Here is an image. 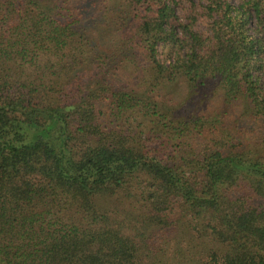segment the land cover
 <instances>
[{"label":"trees","instance_id":"16d2710c","mask_svg":"<svg viewBox=\"0 0 264 264\" xmlns=\"http://www.w3.org/2000/svg\"><path fill=\"white\" fill-rule=\"evenodd\" d=\"M115 1L0 0V264H264V0Z\"/></svg>","mask_w":264,"mask_h":264},{"label":"rangeland","instance_id":"374dc122","mask_svg":"<svg viewBox=\"0 0 264 264\" xmlns=\"http://www.w3.org/2000/svg\"><path fill=\"white\" fill-rule=\"evenodd\" d=\"M72 2L78 5V8L81 10V12H87L88 10H90V12L95 13L94 18H92V22L97 33L100 34L104 31H108L113 36H115V38L118 36L116 35V30L120 28L122 21L117 19V16L112 10L118 7L115 0H72ZM201 29H203V27H201ZM207 95L209 98L206 103H204L206 100V98L204 97L206 96V94L204 92H199L190 96H184V99L186 100V106L184 107V109L186 111L198 113V109L201 108L200 112L202 114L205 113L206 115H209L214 114L211 113L212 108L221 106V114L224 116V118L222 121V126L220 127L225 128L228 126L229 129L233 128L234 130H236L238 126H262L259 123L247 125L243 122L242 124L240 119L243 115L242 111H240L239 108L226 104L224 102L223 96L218 94L214 90L210 89ZM216 112H218V109L216 110ZM262 139L263 136L259 137L258 140ZM132 206L133 207L129 208L130 211H134V208H137V210L140 208V206ZM174 235H176L174 230H170L167 233V236H162L159 240L167 237L172 238V236ZM160 247L164 246H159V248Z\"/></svg>","mask_w":264,"mask_h":264}]
</instances>
